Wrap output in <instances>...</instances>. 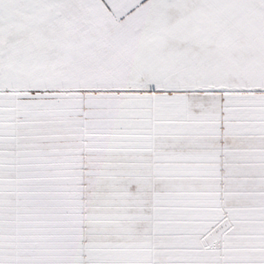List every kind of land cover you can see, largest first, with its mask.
<instances>
[{
    "label": "snow or ice",
    "instance_id": "snow-or-ice-1",
    "mask_svg": "<svg viewBox=\"0 0 264 264\" xmlns=\"http://www.w3.org/2000/svg\"><path fill=\"white\" fill-rule=\"evenodd\" d=\"M0 264H264V0H0Z\"/></svg>",
    "mask_w": 264,
    "mask_h": 264
}]
</instances>
